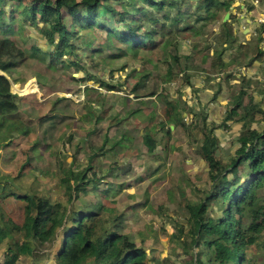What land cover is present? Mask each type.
<instances>
[{
  "label": "rangeland",
  "instance_id": "374dc122",
  "mask_svg": "<svg viewBox=\"0 0 264 264\" xmlns=\"http://www.w3.org/2000/svg\"><path fill=\"white\" fill-rule=\"evenodd\" d=\"M200 1L170 0L163 8L149 7L144 15L150 21L151 28L159 29L171 24L178 12L184 10L187 13L183 17V23H178L179 29L170 25L166 27L172 28V35L177 37L178 44L175 47L171 36L165 40L167 47L162 43L151 48L153 50L146 49L149 54L143 52L135 55L118 40L107 44L103 36L94 38L92 48L88 51L78 50L84 57L85 74L74 66H66V62L59 58H52L54 65L49 66L48 56L38 58L39 54L32 50L36 39L26 38L29 26L19 29L15 21L10 22L12 26L8 32L9 38L23 49L26 56L21 64L9 72L0 70V74L10 78L11 91L23 97L19 110L25 111V114L21 112L25 119L30 120L28 117H31L32 120H38L46 115L50 116L41 128L36 129L35 138L41 136L45 142L47 138L50 144L47 150L37 147L39 158L36 160V169H40L42 173L47 169H56L59 158L63 156L65 165L75 158V165L83 167L86 165V158L96 153L97 159L92 164L96 175H100L102 171L107 173L110 163L119 166L108 174L109 178L102 176L103 178L98 179L96 183L99 186L91 194L94 200L100 202L107 203L111 200L116 212H123L122 229L131 234L137 246L145 249L148 264H194L192 256L196 255L198 248L188 246V206L200 203L212 187L207 163L198 152L201 142L199 129L204 124L210 125L212 121L216 124L222 122L225 114L218 116L215 111L213 113V109L232 105L230 102L235 98L232 96L236 95L233 85L244 80L249 81L253 87L259 86V93L264 91V56L258 58L253 57L251 52H244L241 59L237 54L242 51L237 50V47L248 43L249 46H246L252 48L258 38L249 36L247 39L239 31L237 19L240 18L245 27V18H252L240 10L243 9L240 6L242 1L226 0L231 2L230 10H220L216 17L198 10ZM243 2L245 10L252 5L251 0ZM259 6L264 7V0H259ZM221 19H230L229 23L234 28L236 41L233 47L227 41L233 37L217 36ZM248 26L252 29L255 24L251 22ZM72 38L74 41L75 37ZM160 40L161 37L157 42ZM220 41L226 42L222 46L225 48L223 57L226 60L234 57V63L229 70H209L210 64L203 65L202 55L208 52L212 54L214 48L220 51ZM96 46H101L102 49L93 52ZM259 46L264 49V40H260ZM174 48L181 63L174 64L175 76L164 84L166 62L173 63L169 55ZM187 55L196 56L197 60L186 63ZM251 57L255 59L249 65ZM243 65L255 69L254 76L246 79L239 72L240 67L244 69ZM183 68L187 72H183ZM186 74L190 76V83L197 86L181 87ZM80 76L83 78L80 79ZM153 83L161 88L157 93L136 97V94L149 92ZM28 84L35 87L22 92ZM135 84L138 88L133 92ZM261 103L264 104V97ZM205 107L212 110H207V117L203 115ZM90 109L94 111L93 115L87 113ZM178 112H184V118L170 121L177 118ZM98 116L100 120L97 121ZM263 117V114L258 113L255 120L261 121ZM238 118L239 116L234 117ZM160 122L165 123L164 127L160 126ZM240 124L236 121L229 128L220 125L216 131L218 146L215 156L224 164L230 160L241 130ZM146 131H150L155 140L153 152H148L143 143ZM28 147L25 137L16 136L10 147L0 150V175H6L4 180H0V207L4 218L10 219L13 224L22 222L25 202L20 197L6 196L9 188L22 194L41 196L43 199L40 202L47 198L51 205H55L57 201L64 203L67 199V196L59 194V185L54 182L57 178H43L38 174V181L47 183V186L40 192L33 193V173L24 171L18 175L19 167L26 157L23 151ZM97 165L100 166L98 170ZM30 168L28 166L26 169ZM249 173L250 169L244 168L238 174L239 181H244ZM111 179L117 180L119 185L106 194V190H102L103 184ZM208 204L207 216H222L225 203L215 204L214 199H211ZM253 236L252 242L245 248L244 264H264V230ZM7 242V238L0 242L1 264L7 259ZM35 246L38 249L31 257L22 250L17 257V264H49L58 244L55 241L43 245L36 242ZM201 260L202 264H217L211 261L208 254L201 257Z\"/></svg>",
  "mask_w": 264,
  "mask_h": 264
},
{
  "label": "trees",
  "instance_id": "16d2710c",
  "mask_svg": "<svg viewBox=\"0 0 264 264\" xmlns=\"http://www.w3.org/2000/svg\"><path fill=\"white\" fill-rule=\"evenodd\" d=\"M169 1L0 0V70L9 72L19 63L21 64L26 56L23 49L9 38L8 32L12 26L10 22L13 21L19 29L29 26L26 38L36 39L32 50L39 54L38 58L44 59L48 56V65L51 67L54 65L52 58H59L62 62H66V66H74L84 74V57L78 53V50L88 51L92 48L94 38L99 35L106 39L107 44L117 40L124 43V47L135 55L143 52L149 54L146 49L162 43L167 47L165 40L173 35L172 28L166 27L170 25L179 29L177 25L179 22L183 23V17L187 13L184 10L178 12L171 24L163 23L165 26L159 29L151 28L150 21L144 18V15L149 7L163 8ZM230 4L231 2L226 0H201L198 10L216 17L220 10H230ZM251 8L252 6L248 9ZM229 20L221 19L217 36L233 37L227 40L231 43L230 47H233L236 38ZM159 37L161 40L158 43ZM260 40L261 38L258 37L252 48L247 47L248 43L240 45L237 50L242 51L237 54L241 57L244 52H251L253 57L264 56V49L259 46ZM172 41L175 47L178 44L177 37L173 36ZM225 43L220 41V51L214 48L212 54L208 52L202 55L203 65L210 64L209 70L210 68L229 70L233 65L234 57L227 58L228 60L223 57L222 52L225 48L222 46ZM101 49V46H96L93 52ZM175 51L174 48L169 55L173 63L166 62L164 84L175 76L174 64L181 63ZM253 57L250 58L249 65L255 59ZM185 58L186 63H194L197 60V57L192 55H187ZM245 65L243 70L242 67L239 68V72L247 79L251 76L247 74V68L251 66ZM183 72H187V69L183 68ZM82 78L80 76V79ZM191 86L197 85H192L190 76L186 74L185 82L181 87ZM137 88L135 84L132 91L136 92ZM159 88L157 83H153V88L149 92L143 95L136 94V97L152 96L159 91ZM232 88H236V95L232 96L235 98L230 102L232 105L224 109L222 106L213 109V113L216 112L218 116L225 114L222 122L216 124L212 121L210 125L204 124L199 129L201 142L198 152L207 163L212 187L205 193L200 203L188 206L189 216L186 219L187 234L190 237L188 246L198 248L196 255L192 256L194 264H202L201 257L206 254L217 264H244L245 248L252 242L255 233L264 230V117L261 121L255 120L256 114L264 115V104L261 103L264 91L259 93L257 91L260 90L259 86L253 87L249 81L244 80L240 84L233 85ZM194 90L199 91V89ZM22 98L11 91L10 78L0 74V150L10 147L16 136L25 137L29 147L23 151L26 157L19 167L18 175L24 171L33 173L31 182L33 193H38L47 186V183L38 181L40 177L38 174L43 178H57L54 182L59 185V194L62 193V197L67 196V199L64 203L57 201L55 205H51L47 198L40 202L43 199L41 196L22 194L9 188L5 195L20 197L25 205L20 224H13L10 219L4 218L3 209L0 207V242L5 238L8 239L7 259L2 264H17V257L22 250L31 257L38 249L35 246L36 242L43 245L54 241L58 247L49 264H148L145 249L137 246L131 234L122 229L123 212L117 213L111 200L107 203L100 202L94 200L91 194L93 189L99 186L97 180L103 178L102 176L109 178L108 174L113 173V170L119 166L110 163L107 173L102 171L100 175H96L92 167L93 161L98 156L96 153L86 158V165L83 167L75 165V158L70 164L65 165L63 156L59 158V166L56 169H47L45 173L36 169V160L39 158L37 147L41 146L43 150L50 147L47 138L46 142L41 136L40 139L35 138L36 129L41 128L43 122H47L50 116L46 115L38 120H32L31 117H28L30 120L25 119L21 115V112L25 114V111L19 110ZM207 110L211 108H204L205 117L208 115ZM87 113L93 115L94 111ZM183 113L178 112L177 118L174 117V120L170 119V121L182 120L185 116ZM236 116L239 118L234 119ZM98 120H100L99 116ZM236 121L241 123V130L231 151L230 160L224 164L215 156L218 146L216 131L220 125L224 128L232 127L231 124ZM164 125V122H160L161 127ZM143 143L148 152L155 150L156 143L150 131L144 133ZM28 166L31 168L26 169ZM246 167L250 169V173L244 181H239L238 174ZM99 168L100 166L97 165L96 169ZM229 174L231 177H228ZM5 177L6 175H0V180H4ZM118 185L117 180L111 179L103 184L102 190H106V194H109L117 189ZM211 199H214L215 204L225 203V209L222 210V216L219 218L207 216L208 202ZM179 224L183 226L182 222Z\"/></svg>",
  "mask_w": 264,
  "mask_h": 264
},
{
  "label": "built area",
  "instance_id": "2783aa9c",
  "mask_svg": "<svg viewBox=\"0 0 264 264\" xmlns=\"http://www.w3.org/2000/svg\"><path fill=\"white\" fill-rule=\"evenodd\" d=\"M253 9L245 10L252 16L251 22L255 24L254 28L249 30L248 37H260L264 40V7L259 8V0H252ZM242 4V3H241ZM243 8L244 5L242 4Z\"/></svg>",
  "mask_w": 264,
  "mask_h": 264
},
{
  "label": "crops",
  "instance_id": "0c3cea01",
  "mask_svg": "<svg viewBox=\"0 0 264 264\" xmlns=\"http://www.w3.org/2000/svg\"><path fill=\"white\" fill-rule=\"evenodd\" d=\"M240 6L243 8L242 4ZM240 10L243 12V14H246V15L250 16L249 14L246 13V11L244 10V8L243 9H240ZM251 19L252 18H249V17L248 18H245V22L247 24V25L245 24V27L242 25V20H240V18L237 19V25H238L239 31L241 32V34H244L247 39H248V31L250 29V26H248V25L251 24ZM255 72H256L255 69L247 68V74L251 75V77L254 76V73ZM222 108L224 109L225 106L222 105Z\"/></svg>",
  "mask_w": 264,
  "mask_h": 264
},
{
  "label": "bare ground",
  "instance_id": "6f19581e",
  "mask_svg": "<svg viewBox=\"0 0 264 264\" xmlns=\"http://www.w3.org/2000/svg\"><path fill=\"white\" fill-rule=\"evenodd\" d=\"M34 84V83H33ZM15 86V85H14ZM35 87V85H31V84H28L27 85V87L22 91V92H24V91H29L30 89H32V88H34ZM14 88V87H13Z\"/></svg>",
  "mask_w": 264,
  "mask_h": 264
},
{
  "label": "clouds",
  "instance_id": "9594fccd",
  "mask_svg": "<svg viewBox=\"0 0 264 264\" xmlns=\"http://www.w3.org/2000/svg\"><path fill=\"white\" fill-rule=\"evenodd\" d=\"M241 1H242V4L244 5V2H243L244 0H241ZM251 1H252V0H251ZM240 5H241V4H240ZM251 6H252V8H251V9H253V3H252V5H251ZM244 10H245V9H244ZM248 10H250V9H248ZM249 30H250V29H249ZM248 33H249V31H248ZM252 38H253V37H252Z\"/></svg>",
  "mask_w": 264,
  "mask_h": 264
}]
</instances>
